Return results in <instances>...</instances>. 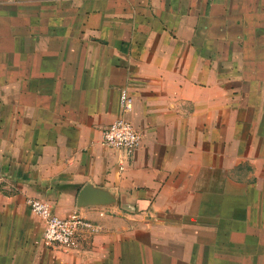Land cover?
Returning <instances> with one entry per match:
<instances>
[{
	"label": "crops",
	"instance_id": "1",
	"mask_svg": "<svg viewBox=\"0 0 264 264\" xmlns=\"http://www.w3.org/2000/svg\"><path fill=\"white\" fill-rule=\"evenodd\" d=\"M0 264H264V0H0Z\"/></svg>",
	"mask_w": 264,
	"mask_h": 264
},
{
	"label": "built area",
	"instance_id": "2",
	"mask_svg": "<svg viewBox=\"0 0 264 264\" xmlns=\"http://www.w3.org/2000/svg\"><path fill=\"white\" fill-rule=\"evenodd\" d=\"M124 111L130 108V99L126 95L121 96ZM142 143V133L124 116L116 118L108 126L101 130L99 144L103 147L118 150L124 154H132ZM30 210L43 224V237L51 246H59L65 249H75L79 245V233L87 230L90 233L98 231L96 224L72 214L67 217L56 215L48 202L39 198L26 200Z\"/></svg>",
	"mask_w": 264,
	"mask_h": 264
},
{
	"label": "water",
	"instance_id": "3",
	"mask_svg": "<svg viewBox=\"0 0 264 264\" xmlns=\"http://www.w3.org/2000/svg\"><path fill=\"white\" fill-rule=\"evenodd\" d=\"M112 201L113 198L106 191L87 184L78 195L77 205L82 207L94 204H108Z\"/></svg>",
	"mask_w": 264,
	"mask_h": 264
}]
</instances>
